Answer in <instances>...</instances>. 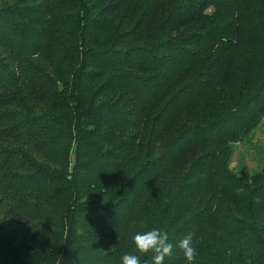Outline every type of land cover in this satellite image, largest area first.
Returning <instances> with one entry per match:
<instances>
[{
    "label": "trees",
    "instance_id": "1",
    "mask_svg": "<svg viewBox=\"0 0 264 264\" xmlns=\"http://www.w3.org/2000/svg\"><path fill=\"white\" fill-rule=\"evenodd\" d=\"M263 120L264 0H0V264H264Z\"/></svg>",
    "mask_w": 264,
    "mask_h": 264
},
{
    "label": "clouds",
    "instance_id": "2",
    "mask_svg": "<svg viewBox=\"0 0 264 264\" xmlns=\"http://www.w3.org/2000/svg\"><path fill=\"white\" fill-rule=\"evenodd\" d=\"M136 250L140 255L124 254L121 264H149V261L142 262L141 256L152 253L150 264H164L166 257L173 254L174 245L168 241L165 234L159 228H154L144 233H137L133 237ZM182 250L187 264H193L197 256V249L193 246V234L188 233L176 245Z\"/></svg>",
    "mask_w": 264,
    "mask_h": 264
},
{
    "label": "rangeland",
    "instance_id": "3",
    "mask_svg": "<svg viewBox=\"0 0 264 264\" xmlns=\"http://www.w3.org/2000/svg\"><path fill=\"white\" fill-rule=\"evenodd\" d=\"M233 148L230 165L235 170L244 165L250 170L258 169L264 162V120L255 129L250 139L237 142Z\"/></svg>",
    "mask_w": 264,
    "mask_h": 264
}]
</instances>
